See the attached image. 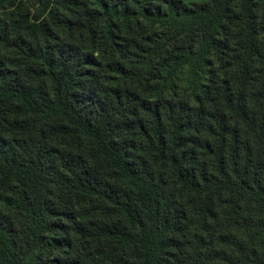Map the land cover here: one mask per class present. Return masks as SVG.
Returning a JSON list of instances; mask_svg holds the SVG:
<instances>
[{"label": "trees", "instance_id": "trees-1", "mask_svg": "<svg viewBox=\"0 0 264 264\" xmlns=\"http://www.w3.org/2000/svg\"><path fill=\"white\" fill-rule=\"evenodd\" d=\"M0 264H264V0H0Z\"/></svg>", "mask_w": 264, "mask_h": 264}]
</instances>
